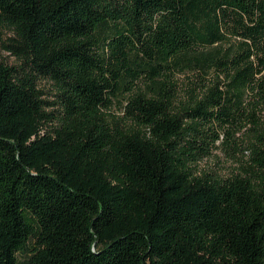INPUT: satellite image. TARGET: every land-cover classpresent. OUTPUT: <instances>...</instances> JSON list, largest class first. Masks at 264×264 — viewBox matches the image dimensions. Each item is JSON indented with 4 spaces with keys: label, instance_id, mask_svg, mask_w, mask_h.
I'll list each match as a JSON object with an SVG mask.
<instances>
[{
    "label": "trees",
    "instance_id": "obj_1",
    "mask_svg": "<svg viewBox=\"0 0 264 264\" xmlns=\"http://www.w3.org/2000/svg\"><path fill=\"white\" fill-rule=\"evenodd\" d=\"M0 50V264H264V0H0Z\"/></svg>",
    "mask_w": 264,
    "mask_h": 264
},
{
    "label": "rangeland",
    "instance_id": "obj_2",
    "mask_svg": "<svg viewBox=\"0 0 264 264\" xmlns=\"http://www.w3.org/2000/svg\"><path fill=\"white\" fill-rule=\"evenodd\" d=\"M0 57H3L7 60L10 64H14L16 62L15 57L9 55L6 51L0 50ZM179 89H180V98L185 99L187 98L186 90L189 87V84L192 79L195 80L196 77H193L192 74H179ZM41 87L46 91L45 97L49 100L55 99L53 94L55 89L52 85V82L43 79L40 82ZM119 105L115 104L112 108L113 111ZM264 119V113H258ZM246 121V119L241 120L238 124L240 125L241 122ZM252 124H248V127ZM246 131V128H243L242 131H238L236 134L235 142L231 145L229 143H222L221 141L216 142V147L212 148V153L202 159L199 162V168L201 170H207L213 172L215 174H219L223 177L228 176L234 171H237L241 162L248 159L249 151L245 149L248 146V137L243 132Z\"/></svg>",
    "mask_w": 264,
    "mask_h": 264
}]
</instances>
